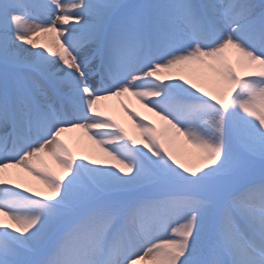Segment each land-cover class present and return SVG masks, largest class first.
I'll list each match as a JSON object with an SVG mask.
<instances>
[{"label":"snow or ice","instance_id":"snow-or-ice-1","mask_svg":"<svg viewBox=\"0 0 264 264\" xmlns=\"http://www.w3.org/2000/svg\"><path fill=\"white\" fill-rule=\"evenodd\" d=\"M0 264H264V0H0Z\"/></svg>","mask_w":264,"mask_h":264},{"label":"bare ground","instance_id":"bare-ground-1","mask_svg":"<svg viewBox=\"0 0 264 264\" xmlns=\"http://www.w3.org/2000/svg\"><path fill=\"white\" fill-rule=\"evenodd\" d=\"M229 53H231V51ZM169 73H171L172 76L176 75L178 78L180 75H185V76L192 75L187 69H171ZM126 100L129 102L128 105L130 108H134L136 111L140 113L143 111L144 112V113L142 112L143 115H146L148 113L149 120L157 123V125L160 124L159 118L154 113L144 108L137 99L133 100L131 99V97H127ZM98 108H100L101 110H105L104 112H106L107 115H110V113H112L115 116L114 118H116L121 125L127 128L129 132H131L132 134L137 135V138H139L138 131L135 129L133 124V120L136 117L131 116L128 112L124 110V108L121 106L120 100L116 98H111L109 100L99 101ZM62 134H63V139L73 149L76 156L77 154H80V157L84 155H88L90 157H97L102 155L100 147L95 145L92 141H90L88 137L84 135V133L81 130H73ZM77 157L79 158V156ZM56 170L62 171L59 168H57ZM16 172H19L20 175L17 176L15 174ZM14 179L17 180L18 182L25 183L26 186H30L33 188L43 187V185L36 177H33L31 174L23 170H14Z\"/></svg>","mask_w":264,"mask_h":264},{"label":"rangeland","instance_id":"rangeland-1","mask_svg":"<svg viewBox=\"0 0 264 264\" xmlns=\"http://www.w3.org/2000/svg\"><path fill=\"white\" fill-rule=\"evenodd\" d=\"M43 18V17H42ZM58 25H59V22H58ZM229 56L234 60L235 59V55H234V53L233 52H231V53H229ZM161 75H163V76H168V75H171L172 76V74L171 73H169L168 71H162L161 73H160ZM174 78H177L178 79V77L176 76V75H174L173 76ZM125 98H127V97H123L122 99H125ZM102 109H103V107H102ZM102 111H105V110H102ZM143 112V111H142ZM142 112L140 113L141 114V117H143V116H147L148 117V113L146 114V115H143L142 114ZM144 113V112H143ZM110 115L114 118L115 116L112 114V113H110ZM149 118V117H148ZM118 123H119V121L116 119V118H114ZM136 119V118H135ZM138 119V118H137ZM84 152V151H83ZM85 153V152H84ZM77 156H79V158H80V154H77ZM161 238H168V236L167 235H163Z\"/></svg>","mask_w":264,"mask_h":264}]
</instances>
